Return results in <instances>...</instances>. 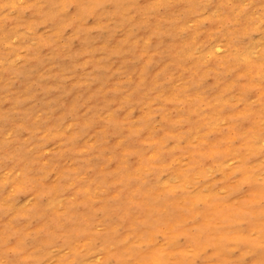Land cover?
<instances>
[{"label": "rangeland", "instance_id": "374dc122", "mask_svg": "<svg viewBox=\"0 0 264 264\" xmlns=\"http://www.w3.org/2000/svg\"><path fill=\"white\" fill-rule=\"evenodd\" d=\"M0 264H264V0H0Z\"/></svg>", "mask_w": 264, "mask_h": 264}, {"label": "bare ground", "instance_id": "6f19581e", "mask_svg": "<svg viewBox=\"0 0 264 264\" xmlns=\"http://www.w3.org/2000/svg\"><path fill=\"white\" fill-rule=\"evenodd\" d=\"M249 136L250 135H246L244 136V142L242 143V147L245 151H251L252 150V143L251 141L249 140ZM254 146V145H253ZM198 174H201V175H204L206 174L207 172L205 170H199L197 171ZM176 175H178L179 177H183V174H181L180 172L176 173ZM185 185H182V187H184ZM207 196L206 195H203L202 192H198L196 195H194V199L195 200H204ZM9 202V201H8ZM53 206V201L52 200H49L48 202V208L49 209H52L51 207Z\"/></svg>", "mask_w": 264, "mask_h": 264}]
</instances>
